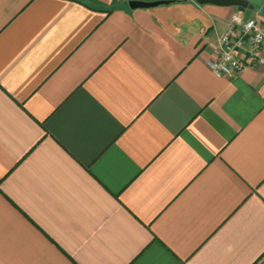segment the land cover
Returning a JSON list of instances; mask_svg holds the SVG:
<instances>
[{
	"label": "crops",
	"instance_id": "0c3cea01",
	"mask_svg": "<svg viewBox=\"0 0 264 264\" xmlns=\"http://www.w3.org/2000/svg\"><path fill=\"white\" fill-rule=\"evenodd\" d=\"M246 1L0 0V264H264V67L208 66Z\"/></svg>",
	"mask_w": 264,
	"mask_h": 264
},
{
	"label": "built area",
	"instance_id": "2783aa9c",
	"mask_svg": "<svg viewBox=\"0 0 264 264\" xmlns=\"http://www.w3.org/2000/svg\"><path fill=\"white\" fill-rule=\"evenodd\" d=\"M238 17V20L233 19ZM219 40L218 55L208 61L209 68L219 77H230L241 73L247 65L248 56L255 67H264V29L254 18L243 13L234 14ZM231 57V58H229ZM230 71H225V68Z\"/></svg>",
	"mask_w": 264,
	"mask_h": 264
},
{
	"label": "water",
	"instance_id": "95a60500",
	"mask_svg": "<svg viewBox=\"0 0 264 264\" xmlns=\"http://www.w3.org/2000/svg\"><path fill=\"white\" fill-rule=\"evenodd\" d=\"M200 5H216L221 7H239L243 9L255 10L256 7L249 4L246 0H195ZM169 1H158V2H137L132 1L129 3L130 8L132 9H144L152 8L158 5L169 4ZM261 14L264 15V10L261 11Z\"/></svg>",
	"mask_w": 264,
	"mask_h": 264
},
{
	"label": "clouds",
	"instance_id": "9594fccd",
	"mask_svg": "<svg viewBox=\"0 0 264 264\" xmlns=\"http://www.w3.org/2000/svg\"><path fill=\"white\" fill-rule=\"evenodd\" d=\"M233 19H235V20H238L239 18L238 17H233ZM229 58H231V57H229ZM223 65V64H222ZM224 66V65H223ZM224 68H225V66H224ZM225 71H229L227 68H225ZM229 74H230V71H229ZM217 75H218V73H217Z\"/></svg>",
	"mask_w": 264,
	"mask_h": 264
}]
</instances>
